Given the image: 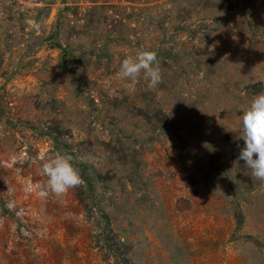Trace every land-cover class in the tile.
Masks as SVG:
<instances>
[{"label": "rangeland", "instance_id": "374dc122", "mask_svg": "<svg viewBox=\"0 0 264 264\" xmlns=\"http://www.w3.org/2000/svg\"><path fill=\"white\" fill-rule=\"evenodd\" d=\"M142 50L156 88L117 75ZM261 92L264 0H0V264H264ZM57 153L84 183L42 197Z\"/></svg>", "mask_w": 264, "mask_h": 264}, {"label": "clouds", "instance_id": "9594fccd", "mask_svg": "<svg viewBox=\"0 0 264 264\" xmlns=\"http://www.w3.org/2000/svg\"><path fill=\"white\" fill-rule=\"evenodd\" d=\"M142 74L149 88H156L162 83V70L155 50H142L126 56L117 75L121 80L135 81ZM236 132L244 142L238 160L244 161L250 169L252 179L264 183V92L254 96L243 110L241 127ZM41 171L47 177L48 189L40 192L42 197H46L49 191L62 196L84 183L79 169L74 166L72 155L68 153H57L42 164Z\"/></svg>", "mask_w": 264, "mask_h": 264}, {"label": "trees", "instance_id": "16d2710c", "mask_svg": "<svg viewBox=\"0 0 264 264\" xmlns=\"http://www.w3.org/2000/svg\"><path fill=\"white\" fill-rule=\"evenodd\" d=\"M103 217L106 220V224L107 226L110 225L109 220H108V215H106L104 213ZM238 226L241 228L243 225V216L242 214H238ZM114 234V230L112 228L109 227V233H106L104 236V242L108 248V251L110 252H116V250H120V247L122 245V243L116 239V237H112L111 234Z\"/></svg>", "mask_w": 264, "mask_h": 264}]
</instances>
